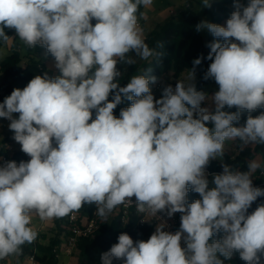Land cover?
I'll use <instances>...</instances> for the list:
<instances>
[{"label":"clouds","instance_id":"9594fccd","mask_svg":"<svg viewBox=\"0 0 264 264\" xmlns=\"http://www.w3.org/2000/svg\"><path fill=\"white\" fill-rule=\"evenodd\" d=\"M152 3L0 0V39L7 42L5 29H14L29 48L44 47L60 72L51 79L37 75L0 103V118L10 121L13 139L30 157L0 166V260L18 258L36 240L34 215L49 221L94 204L107 220L135 197L138 213H181L180 229L173 234L161 224L147 241L135 243L121 233L101 255L102 264L112 258L123 264H224L220 257L231 259L234 252L246 264H264V204L248 211L264 197L252 180L261 165L250 161L241 172L224 164L213 188L205 172L224 155L226 140H238L242 148L264 145V112L234 126L243 110L264 108V0L247 6L235 0L226 26H196L218 38L207 45L212 62L204 76L219 86L211 97L214 109L201 106L209 97L192 82L195 67L187 83L165 86L159 99L150 88L158 79L151 69L119 85L117 65L136 63L130 53L141 60L163 55L148 46L139 26L140 7ZM125 98L131 105L116 117ZM233 107L237 111L224 110ZM190 189L201 199L188 203ZM218 233L223 236L210 243Z\"/></svg>","mask_w":264,"mask_h":264},{"label":"trees","instance_id":"16d2710c","mask_svg":"<svg viewBox=\"0 0 264 264\" xmlns=\"http://www.w3.org/2000/svg\"><path fill=\"white\" fill-rule=\"evenodd\" d=\"M230 0H219L215 3V14L219 16H224L226 12L229 11L228 4ZM141 6L139 12L143 9ZM95 20L92 21L93 25ZM201 22L199 15L192 8V4H188L184 10H182L177 16L169 17L165 22L157 29L147 33L144 36L145 42L152 49H155L157 53H163L161 56H155L149 60H141L135 57L134 53H130L136 63L133 65L118 64V70L122 73V81L119 83L121 87L126 86L129 82L130 77L134 75H140L151 69L150 75L156 76L157 82L150 84L151 91L156 99H159L162 95V85L170 84L174 80V83L181 80L183 74L186 71L192 70L195 67V71L199 75V83L197 84V91L202 90V86L209 85L211 83H216L214 79H204L205 73L212 61L207 59V55L210 49L205 45L202 31H197L196 26ZM6 34L11 38L13 33L10 31H5ZM223 40V39H222ZM3 39H0V49L6 44ZM163 44V47L158 45ZM28 47V46H27ZM44 47L36 45L33 48H27L25 56L21 55L19 50L18 42H15L8 58L0 63V103H3L4 99L11 94L14 89H23L27 86L31 79L36 77L35 72L29 68L23 67V61L28 59L30 63L36 64L40 70L41 75L47 74L51 79L54 78L52 72H49L41 65V61L36 60V56L41 54ZM201 64L198 66L193 65V61L197 58H201ZM162 90H161V89ZM158 90L159 95H158ZM112 96H109V100ZM131 102L126 98L123 102L119 104L116 109H114V115L119 117L120 111L123 108L129 107ZM202 107L205 106V102L202 103ZM214 109V108H213ZM225 111L235 112L237 109L233 107L232 109L225 108ZM261 112H264V108L257 109L254 112L249 113L247 110H243L240 114V120L234 126H242L245 124L246 119L249 115L255 117ZM19 114H15L18 117ZM93 119H95V111H93ZM91 122V121H90ZM211 127V125H209ZM14 135L4 139L6 144L13 139ZM3 143V144H4ZM254 147L240 146L238 140L232 141V146L237 153L233 155H227L224 153L222 157H217L209 162L206 169L211 172H223V165H229L233 171H248V164L250 161L255 160V158L260 155L263 160L264 171V145L253 144ZM5 146V145H4ZM5 149V148H4ZM6 150V149H5ZM3 148H0V157L5 153ZM29 160V156L26 154L25 162ZM255 177L252 175V180L257 187L264 188V177L260 174ZM196 199H201L198 193L189 190L188 203L193 202ZM264 204V197H259L252 206L249 208V213L255 210V208ZM85 206V205H84ZM84 206L77 212L81 215H92L94 210L97 208L96 205L92 204L88 210H84ZM181 217V213H179ZM64 223V227H59V232L55 237H51L48 244H44L39 241V236L31 244H25L23 246V253L19 258H24L28 255H33L35 259L40 264H56V255L53 253L55 247L60 246L61 239L60 236L63 233H67V220L66 216L61 218ZM121 233H127L134 241H147L150 238V227H144L139 225L138 219L131 220L128 223H123L120 217L107 218L103 220L100 218L99 229L94 232V234L87 238L80 239L77 245V257L79 264H102L101 255L108 252L112 245L118 243V237ZM223 236V233H218L210 239V243L213 240H218ZM46 240L47 235L43 236ZM224 264H246L245 261L240 259L239 253L234 252L231 259H224ZM122 260L112 258L111 264H121Z\"/></svg>","mask_w":264,"mask_h":264},{"label":"rangeland","instance_id":"374dc122","mask_svg":"<svg viewBox=\"0 0 264 264\" xmlns=\"http://www.w3.org/2000/svg\"><path fill=\"white\" fill-rule=\"evenodd\" d=\"M219 0H209L208 2V6H203L204 5V0H153V3L151 6L149 7H143V9L141 10V12H138V18H139V23H141V28L143 30V37L159 28L167 18L169 17H175L177 16L182 10L185 9V7L190 3L192 4V8L196 11V13L199 15L201 22L202 21H207L210 23H215L218 24L220 26H226V21L230 18L231 14L233 11H235V0H230V3L228 4V8L229 11L225 13L224 16H219L217 14H215L214 9H215V3L218 2ZM249 0H239V3L243 6H247ZM5 31H10L13 33V36L7 41V43L0 49V63L4 60H6L8 58V56L11 54L13 45L15 42H18V46H19V50L21 52L22 56H25L26 54V50L28 47L26 44H24L23 41H21L15 30L14 29H5ZM202 34H203V39H204V43L207 46L210 42H212L214 39H218V38H214L206 29L205 30H201ZM220 42L223 43L224 41L222 40V38L220 39ZM232 42H236L234 39L232 40ZM36 60L37 61H41V65L46 66V70L49 72H51V68L49 66L55 64V60L54 57L51 56V54L47 53L46 49H44L41 54L36 56ZM30 61L28 59H25L23 61V66H25L26 64L29 65ZM39 67L34 64V63H30V70L35 72V75H41L40 70L38 69ZM50 68V69H49ZM57 70V75H60L59 70L56 68ZM91 75V73H90ZM55 76V77H56ZM182 81H184L185 83L188 82V71H186L182 78ZM195 85V87H197V84L199 83V75L198 73L195 71V77L194 80L192 81ZM174 80L172 82H170V84H163L162 86H168L171 85L172 87H175L174 84ZM202 92H204L208 97L209 100L205 101V106L204 107H212L214 108V105H211V97L215 94V92H217L219 90V86L217 83H211L209 85H205L202 86ZM161 89V88H160ZM163 89V88H162ZM161 89V90H162ZM158 90V95H159V91ZM15 116V114H14ZM9 123L10 121L6 118H0V147L3 145L4 143V139H6L9 136L14 135V133L9 129ZM232 141L233 140H226L225 144H224V153H226L227 155H233L235 153L238 154V152H236V150H234L233 146H232ZM12 142V146H16L17 148L20 146L19 143H17L15 140H10L8 143ZM9 145V144H8ZM249 147H254L253 144L247 145ZM13 151V150H12ZM10 153V154H9ZM9 154V158L11 161H14V153L13 152H8L7 155ZM26 156L25 153H23L20 156L19 162L21 161H25ZM255 161H257L261 167L260 169H258L256 172H254L252 175L253 177H255L259 172V170L263 169V160L261 158L260 155H258L255 158ZM214 177V176H213ZM213 177H207L208 181H209V188H213L215 187L213 181ZM90 207V205H85L84 206V210H88V208ZM100 218V217H99ZM108 218H113L112 216H108ZM56 219H53L52 223L55 222ZM103 221V220H102ZM51 223V224H52ZM32 227L33 229L37 232H42V228H41V220L39 219L38 216H33L32 218ZM56 227V226H55ZM50 229H48L46 232L49 235L53 234V231L51 229V227H49ZM39 238H41L39 241L43 242L45 245L49 243V241L46 240V242L44 241V239L42 238V235L39 236ZM15 259L17 260V257H11V260ZM72 264H79L78 263V257L77 254H75V256L73 257L72 260ZM121 264H123V261H121Z\"/></svg>","mask_w":264,"mask_h":264},{"label":"built area","instance_id":"2783aa9c","mask_svg":"<svg viewBox=\"0 0 264 264\" xmlns=\"http://www.w3.org/2000/svg\"><path fill=\"white\" fill-rule=\"evenodd\" d=\"M139 26H141V23H139ZM10 151H12V148L7 150V152ZM7 160V155H3L1 163H6ZM205 172L207 177H213L214 174L222 173H214L208 169H205ZM259 174L261 177H264V171H261ZM253 186L257 187L254 182ZM96 212L97 208L94 210L92 215H81L79 212L74 211L67 216V236L60 247L53 249V253L56 255V258L59 257L61 253L72 255L74 251L77 250V245L80 239L92 236L94 232L99 229L100 218ZM109 216L120 217L121 221L125 224L131 220L138 219L139 225L150 227V236L161 224L164 225L163 230L174 234L180 229L181 223L179 213H175L172 217H168L166 212H159L156 217L147 213H138L136 209L135 197L132 198V204L126 203L118 206ZM181 245L184 246L183 240L181 241ZM26 258L30 264H40L33 255H28ZM11 261L10 257L7 260H0V264H11ZM16 263L17 260L13 259V264Z\"/></svg>","mask_w":264,"mask_h":264},{"label":"crops","instance_id":"0c3cea01","mask_svg":"<svg viewBox=\"0 0 264 264\" xmlns=\"http://www.w3.org/2000/svg\"><path fill=\"white\" fill-rule=\"evenodd\" d=\"M141 27V26H140ZM25 69L26 68H29L30 67V63H29V65L28 64H26L25 66H23ZM43 67H45L46 68V66H44L43 65ZM50 68H51V72H52V74H53V76L55 77L56 75H57V70H56V67H55V64H53V65H51V66H49ZM49 68V69H50ZM89 75H90V73H89ZM122 75H121V77H119L118 78V81H119V83L122 81ZM9 142V141H8ZM4 143L0 148H3V150H5V153L3 154V155H7V150H9V148H12V150L13 151H11V152H13L14 153V158H13V160L14 161H16L17 162V164H19V159H20V156L24 153L23 151H21V145L17 148L16 146H12V142H10V143ZM9 144V145H8ZM5 145V146H4ZM5 148V149H4ZM10 154V153H9ZM9 154L7 155V157H8V160H7V162L8 161H11L10 160V158H9ZM3 155H1V157H0V166H3L5 163H1V158H2V156ZM25 156H26V154H25ZM262 158V157H261ZM29 159H30V157H29ZM66 220H67V216H66ZM52 221H53V219L52 220H49V221H41V228H42V232H38L37 231V233H38V235L37 236H41L42 235V238H43V236L44 235H47V238H46V240L47 241H49L50 240V238L51 237H55L56 236V234H58V230H59V227L61 228V227H64V223H66V222H62V220H61V218H59V219H56L55 220V222L54 223H52ZM52 223V224H51ZM31 226H32V223H31ZM56 226V227H55ZM49 227H51V229H52V231H53V234L52 235H49L46 231L48 230V229H50ZM66 236H67V233L65 232V233H63V235H61L60 236V239H61V244L64 242V240H65V238H66ZM41 238H39V240H40ZM44 239V238H43ZM46 240H44L45 242H46ZM47 243V242H46ZM60 244V245H61ZM58 247H60V246H58ZM58 247H55V248H58ZM54 248V249H55ZM76 250L74 251V253L72 254V255H68V254H65V253H61L60 254V256L59 257H57L56 259H57V263L56 264H72V260H73V257L75 256V254H76ZM11 264H13V259H12V261H11ZM16 264H30L28 261H27V258L26 257H24V258H19L18 257V259H17V263Z\"/></svg>","mask_w":264,"mask_h":264}]
</instances>
